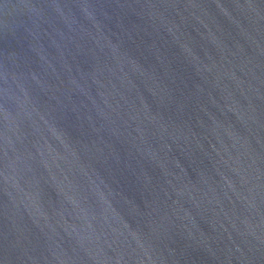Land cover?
Instances as JSON below:
<instances>
[{
  "label": "water",
  "instance_id": "1",
  "mask_svg": "<svg viewBox=\"0 0 264 264\" xmlns=\"http://www.w3.org/2000/svg\"><path fill=\"white\" fill-rule=\"evenodd\" d=\"M0 264H264V0H0Z\"/></svg>",
  "mask_w": 264,
  "mask_h": 264
}]
</instances>
